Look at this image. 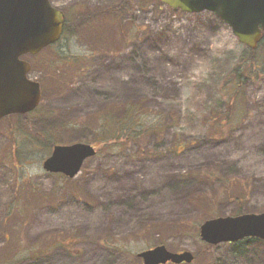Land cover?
Instances as JSON below:
<instances>
[{"label": "rangeland", "instance_id": "1", "mask_svg": "<svg viewBox=\"0 0 264 264\" xmlns=\"http://www.w3.org/2000/svg\"><path fill=\"white\" fill-rule=\"evenodd\" d=\"M50 1L75 33L25 57L42 85L30 128L20 116L0 120V264H143L138 254L158 245L191 252V264H264L261 239L211 247L199 235L206 219L264 212V41L252 52L213 12L161 0ZM206 32H223L231 49L213 56ZM58 55L67 59L54 72ZM253 57L250 77L231 82ZM199 61L204 75L191 79ZM136 103L147 128L138 142L102 148L72 180L44 170L54 143L35 132L53 126L48 110L65 125L57 140L91 144L95 116ZM66 236L67 249L46 248Z\"/></svg>", "mask_w": 264, "mask_h": 264}, {"label": "water", "instance_id": "2", "mask_svg": "<svg viewBox=\"0 0 264 264\" xmlns=\"http://www.w3.org/2000/svg\"><path fill=\"white\" fill-rule=\"evenodd\" d=\"M174 11L215 13L238 40L255 50L264 39V0H161ZM66 17L50 0H0V120L14 114H26L42 100L41 84L28 77L31 65L22 59L37 55L60 40ZM97 150L86 143L56 145L43 167L50 173L75 178L85 161ZM201 239L210 245L234 243L245 238L264 241V212L221 216L200 226ZM144 264L173 262L190 264L189 251L175 253L164 245L139 254Z\"/></svg>", "mask_w": 264, "mask_h": 264}, {"label": "trees", "instance_id": "3", "mask_svg": "<svg viewBox=\"0 0 264 264\" xmlns=\"http://www.w3.org/2000/svg\"><path fill=\"white\" fill-rule=\"evenodd\" d=\"M107 13L113 14L114 17H118L121 18L120 13H122V11H103V13L101 15H104ZM94 16H100V14H98L97 12L92 13L89 18H92ZM69 25L66 23L65 25V29H64V34L67 33H75L74 30L71 29V31L69 32ZM126 40L129 38L128 36L124 37ZM57 44V43H56ZM52 45L49 48H47L45 51H43L44 53L47 51H50L53 49V47L56 45ZM255 52V51H252ZM58 58L60 60H58L57 62L53 61V64H50L53 67V71L57 72L58 70V66L60 64H63V60L67 59V57H63V56H59ZM254 57L253 58H244L241 59L238 62V65L236 67V69L234 70L235 73L234 75H236L237 72H239L240 74H238L236 76V78L232 79L231 82H236V84H238V81L242 80L244 77L245 78H249L250 77V70L253 69V65L254 63ZM257 61V60H256ZM66 65H69L71 63V59L70 60H66L64 62ZM253 64V65H252ZM75 72H73V74L75 73H80L79 69H75ZM63 85V82L60 81L59 82V86ZM141 106L142 104L140 103H136V104H130V105H122V106H111V107H107V109H105L104 111L100 112L99 115L95 116L92 120V124L99 126L98 127V132L93 131L94 134V139L93 141H91V144L95 147H97L98 149V153H101V149L102 148H106L108 149V147L114 146V147H119V148H127V146L131 143H136L138 142V138L139 135L141 134H145V132L147 131V128L145 127L146 125L144 124V118H142V116L138 115V112H141ZM47 112H49L47 114V119L49 122H51V125L53 126H48L46 127V131H36L35 135L39 136L40 140L46 141L48 144L52 145H56V144H66L69 142L64 141V139L62 140L61 138L59 141L57 140V135L60 134V130L65 126V125H60V123H58V121L56 122L55 120L58 119L59 117L57 116V114L55 115L54 113H52L51 110H48ZM214 114V113H213ZM31 114L29 115H21L20 117L23 118V123L22 126L24 127L25 130H28L30 128L29 125V121H28V117H30ZM152 116L149 115V117ZM216 121L212 120L209 118V126L213 125L214 123L217 122V119H215ZM77 126H66V129H70V131H75V132H79L80 129L85 128L84 126H86V124H82L81 123H77ZM59 127H61V129H59ZM65 129V130H66ZM157 129V126L155 125L154 127L149 128L150 131H153L152 134H154V131ZM165 129V128H164ZM217 132V131H215ZM31 138V137H30ZM35 140V138H34ZM36 142V140H35ZM42 142V141H40ZM56 142V143H55ZM37 143V142H36ZM54 147V146H53ZM112 148V147H111ZM15 152V151H14ZM195 175V174H194ZM207 178H211L209 174L206 175ZM72 180V179H70ZM219 180H222V178H220ZM224 183V182H223ZM239 199V198H237ZM209 202H212L209 201ZM208 200H206V203H209ZM212 216V215H209ZM72 237L66 236V237H62V238H51L48 239V245L46 246V248L51 251V250H57L60 248H66L67 249V245L72 242ZM70 241V242H69ZM242 242V241H241ZM241 242L236 243L235 245H239ZM45 247V246H44ZM44 247H41L42 249ZM41 250V255L43 254V250ZM71 253H74L73 250H70Z\"/></svg>", "mask_w": 264, "mask_h": 264}, {"label": "clouds", "instance_id": "4", "mask_svg": "<svg viewBox=\"0 0 264 264\" xmlns=\"http://www.w3.org/2000/svg\"><path fill=\"white\" fill-rule=\"evenodd\" d=\"M201 40H206V47L213 56L223 55L224 52L231 49V45L227 43L225 34L223 32H217L215 34L211 32L204 33ZM203 61H199L193 65L190 71L191 79H198L204 75Z\"/></svg>", "mask_w": 264, "mask_h": 264}, {"label": "bare ground", "instance_id": "5", "mask_svg": "<svg viewBox=\"0 0 264 264\" xmlns=\"http://www.w3.org/2000/svg\"><path fill=\"white\" fill-rule=\"evenodd\" d=\"M129 184H131V183H129ZM133 187V186H132ZM123 188V186H120L119 188H118V191H119V193H123V192H125L126 190H124V189H126V188H124V189H122ZM129 188H131V185L129 186ZM129 190V189H128ZM161 201V200H160ZM160 204V202L158 203V206H160L159 205Z\"/></svg>", "mask_w": 264, "mask_h": 264}, {"label": "flooded vegetation", "instance_id": "6", "mask_svg": "<svg viewBox=\"0 0 264 264\" xmlns=\"http://www.w3.org/2000/svg\"><path fill=\"white\" fill-rule=\"evenodd\" d=\"M85 20L88 21V17H86ZM30 63H31V62H30ZM31 67L33 68L32 63H31ZM32 68H31V69H32Z\"/></svg>", "mask_w": 264, "mask_h": 264}]
</instances>
